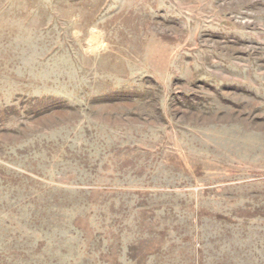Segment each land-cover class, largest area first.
Returning a JSON list of instances; mask_svg holds the SVG:
<instances>
[{"label":"rangeland","instance_id":"rangeland-1","mask_svg":"<svg viewBox=\"0 0 264 264\" xmlns=\"http://www.w3.org/2000/svg\"><path fill=\"white\" fill-rule=\"evenodd\" d=\"M0 264H264V0H0Z\"/></svg>","mask_w":264,"mask_h":264}]
</instances>
